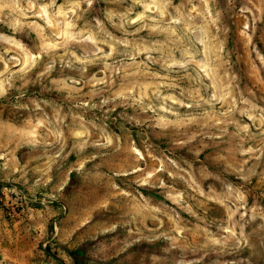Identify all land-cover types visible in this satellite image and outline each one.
<instances>
[{
	"label": "rangeland",
	"instance_id": "rangeland-1",
	"mask_svg": "<svg viewBox=\"0 0 264 264\" xmlns=\"http://www.w3.org/2000/svg\"><path fill=\"white\" fill-rule=\"evenodd\" d=\"M0 264H264V0H0Z\"/></svg>",
	"mask_w": 264,
	"mask_h": 264
}]
</instances>
